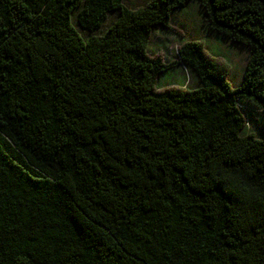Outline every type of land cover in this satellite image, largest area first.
<instances>
[{
	"label": "trees",
	"instance_id": "obj_1",
	"mask_svg": "<svg viewBox=\"0 0 264 264\" xmlns=\"http://www.w3.org/2000/svg\"><path fill=\"white\" fill-rule=\"evenodd\" d=\"M192 1L237 85L202 41L148 55ZM0 264H264V0H0Z\"/></svg>",
	"mask_w": 264,
	"mask_h": 264
},
{
	"label": "rangeland",
	"instance_id": "obj_2",
	"mask_svg": "<svg viewBox=\"0 0 264 264\" xmlns=\"http://www.w3.org/2000/svg\"><path fill=\"white\" fill-rule=\"evenodd\" d=\"M150 0H124V5L131 10L144 6ZM114 18H108L109 22ZM202 41L205 50L215 56V60L230 64L231 70L229 79L233 85H237L242 78V71L246 65L247 52L238 45H231L229 41L209 32L203 17L202 8L192 1L185 7L172 13L168 28H155L149 39L148 55L152 58H159L163 63L168 64L178 60V50L184 42ZM217 51V54L215 53ZM196 79L186 68L177 65L175 68L158 76L156 87L167 89L170 87L196 88ZM258 114V112H257ZM260 124L253 122L250 130L256 131Z\"/></svg>",
	"mask_w": 264,
	"mask_h": 264
}]
</instances>
